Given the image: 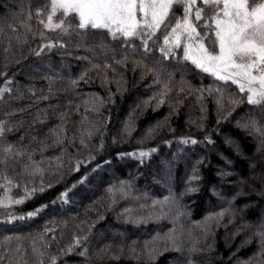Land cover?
<instances>
[{
  "label": "trees",
  "instance_id": "obj_1",
  "mask_svg": "<svg viewBox=\"0 0 264 264\" xmlns=\"http://www.w3.org/2000/svg\"><path fill=\"white\" fill-rule=\"evenodd\" d=\"M45 3L0 0V176L13 182L0 200L44 188L0 207L2 264H264V104L185 61L184 35L165 59L163 30L149 52L142 37L49 31Z\"/></svg>",
  "mask_w": 264,
  "mask_h": 264
},
{
  "label": "snow or ice",
  "instance_id": "obj_2",
  "mask_svg": "<svg viewBox=\"0 0 264 264\" xmlns=\"http://www.w3.org/2000/svg\"><path fill=\"white\" fill-rule=\"evenodd\" d=\"M176 6L182 9L181 16H176L173 11ZM42 15L47 16V22L41 19ZM35 17L45 29L59 30L64 34H68L71 30L77 35L103 32L113 40L121 38L131 40L142 37L141 45L145 52L151 51L149 40L158 31L163 30L164 44L159 50L165 59H168L170 55H175L172 47H180V36L184 35L185 39L192 41L183 47L185 61H189L197 69L211 73L219 80L231 79L232 83L239 84L241 92L245 91L246 83L247 92L250 93L247 96V102L251 105L264 104V0H200L199 4L197 0H46L44 7L35 9ZM54 18H56L55 22ZM32 19L33 14L28 12L27 20ZM173 19L175 20L174 26ZM201 21H203V32L197 31L201 27ZM22 25L31 31V27L23 21ZM169 28L170 31H168ZM15 30L13 27V31ZM41 36L43 37L44 33H41ZM170 37H175L172 47H169ZM206 40L210 41L207 46L204 43ZM193 45L197 47L194 48ZM44 47L51 49L65 47V45L57 41L55 44L48 43ZM36 54L39 55V52ZM117 63H122V61H117ZM227 69L235 71L228 75L218 74V70L226 71ZM149 71L153 70L149 69ZM236 76L245 83H240L233 78ZM6 91L10 89L0 88V98ZM238 102L232 101V103ZM253 127H255L254 122ZM5 130L3 122H0V137H3ZM256 131L264 135V130L256 128ZM191 142L196 143L195 140ZM2 150L5 154L14 152L11 145ZM15 155L23 156L24 153L16 151ZM139 155L144 157L148 153L140 152ZM5 162V160H0V164ZM36 171L39 169H35L30 174L34 175ZM0 179L5 180L8 185L13 183L7 176H0ZM3 187L6 185L0 184V188ZM37 191L42 192L44 188L40 187L31 191L26 189L25 196L20 199L6 196L4 200H0V207L7 208L12 204H23ZM63 196H66V193L62 194ZM45 207L47 206H41L27 213V216H15L9 213L5 222L11 223L15 220L32 218ZM258 234L264 237V233ZM79 244L80 240L77 239L73 246L65 250L64 254L73 252ZM85 254V252L80 253L82 256ZM150 255H152L151 252ZM4 258L0 255V264ZM40 264H43L42 260ZM52 264H56V258L52 259ZM188 264L192 262L189 261Z\"/></svg>",
  "mask_w": 264,
  "mask_h": 264
},
{
  "label": "rangeland",
  "instance_id": "obj_3",
  "mask_svg": "<svg viewBox=\"0 0 264 264\" xmlns=\"http://www.w3.org/2000/svg\"><path fill=\"white\" fill-rule=\"evenodd\" d=\"M197 1H198V0H197ZM190 42H192V41H190ZM193 47L196 48L197 46H196V45H193ZM34 67H35V66H34ZM34 67H31V68L28 70V73H30L31 71H34V70H35ZM233 71H235V70H233V69H227L226 71H219V70H218V74H219V75H228L230 72H233ZM26 74H27V73H26ZM233 78H235V79L241 81V83H245V81L241 80L240 77H238V76L233 77ZM245 85L247 86L246 83H245ZM254 86H255V87H258V85H254ZM247 87H248V86H247ZM234 149H235V148H234ZM236 149H237V148H236ZM236 151H238V150H236ZM166 182H167V180H166ZM221 195L223 196V197H222L223 199L227 200V197L225 196L224 193H222ZM260 219H261V222H262V221L264 222V207H262V210L260 211ZM118 236H120V238H123V237H124V235L121 234V233H118Z\"/></svg>",
  "mask_w": 264,
  "mask_h": 264
}]
</instances>
